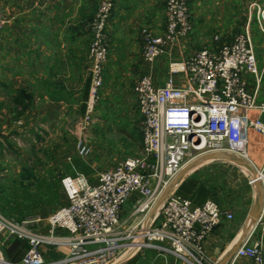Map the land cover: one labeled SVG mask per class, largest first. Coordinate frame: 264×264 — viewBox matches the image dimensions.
Here are the masks:
<instances>
[{"label": "built area", "instance_id": "1", "mask_svg": "<svg viewBox=\"0 0 264 264\" xmlns=\"http://www.w3.org/2000/svg\"><path fill=\"white\" fill-rule=\"evenodd\" d=\"M252 7L264 35V7L255 2L249 9ZM112 9L113 0H100L89 22V84L78 121L82 130L93 123L103 84L109 42L106 25ZM164 11L161 34L148 27L140 30L142 56L147 63L192 31L187 0H164ZM251 19L249 10L244 28L231 40L221 39L217 32L212 38L214 49L204 46L184 59L170 61L162 84H154L148 74L137 79L133 92L141 117L138 155L98 171L93 180L81 174L63 177L66 200L44 219L36 215L16 220L0 212V235L25 240L28 245L23 258L11 262L4 257V242H0L1 263L124 264L140 251L165 244L183 263L217 264L209 262L203 242L223 217L232 219V213L222 210L211 198L195 204L177 193L182 181L177 175L182 168L210 152L243 160L253 170L248 182L260 185L259 218L263 223L264 160L256 165L248 144L250 131L258 133L264 143V42L256 48ZM4 24L0 13V32ZM75 150L81 158L91 153L90 145L82 139ZM128 201L132 206L124 211ZM257 225L247 230L224 264L240 259L264 264V243L261 236H255ZM43 248L57 253V258L45 261Z\"/></svg>", "mask_w": 264, "mask_h": 264}, {"label": "crops", "instance_id": "2", "mask_svg": "<svg viewBox=\"0 0 264 264\" xmlns=\"http://www.w3.org/2000/svg\"><path fill=\"white\" fill-rule=\"evenodd\" d=\"M99 1L3 0L0 4V13L5 19L0 32V86L10 89L12 94L19 89L32 94V101L25 113L16 118V125L8 127L9 132L14 134L1 137L0 147L6 143L11 145L18 137H27L29 133H33L37 139H42L44 134L45 141H55V147L43 149L51 159L49 164L39 166L26 163L14 171L19 174L23 167H27L35 177L42 178L45 184L53 185L56 182L57 200L62 197L66 200L59 183L63 172L62 164L69 162L70 157L75 155L67 147L68 136L73 135L71 140L74 141L83 133L87 134L92 127L90 125L82 130L78 121L83 112L85 92L89 84V22ZM253 2L264 7V0H252L251 3ZM187 5L192 25L189 36L170 45L166 53L147 63L142 56L140 30L148 27L155 34L164 31V0H113L112 13L106 25L108 53L103 64L99 103L96 105L97 123L107 119L106 111H102L109 104L119 114L118 121L131 127L134 125V118L135 121L141 119L133 92V85L140 76L148 74L154 84H162L170 61L184 59L204 46L215 48L216 43L210 38L213 30L221 32L222 39H232L235 33L230 30L240 23V0H187ZM249 10L252 19L256 21V8ZM251 35L256 46V35ZM122 116L124 117L121 118ZM9 132L4 133L7 135ZM249 137V156L256 165H260L264 160L262 137L253 131H250ZM2 169L5 168L0 166V191L3 189V182L15 179L10 173L4 178L6 170ZM185 177L187 176L183 179ZM210 181L211 179H207L206 184ZM228 186L217 187L214 201L222 210L231 212L233 217L230 220L223 217L206 236L203 248L210 263L220 260L229 250L256 204L258 193L243 172H240V200H231L229 193H235L236 190ZM222 192H225L224 196L221 195ZM48 200L45 207L54 203L53 200ZM191 201L200 204L204 200ZM131 206L132 202L128 201L123 210L128 211ZM255 236H261L264 243V222L256 226ZM0 242H4L5 251L11 240L3 233L0 235ZM43 251L45 261L58 256L52 250L43 248ZM235 264L250 262L240 259Z\"/></svg>", "mask_w": 264, "mask_h": 264}, {"label": "rangeland", "instance_id": "3", "mask_svg": "<svg viewBox=\"0 0 264 264\" xmlns=\"http://www.w3.org/2000/svg\"><path fill=\"white\" fill-rule=\"evenodd\" d=\"M251 2L252 0H240V15L238 17V22L240 23L238 26L233 27V29L230 30L232 33L234 32L236 34L244 28L246 17L249 12L248 8ZM242 18H245V20L242 21ZM250 25L251 34L254 33L256 35V47L258 48L264 41V35L260 32L254 19H251ZM217 32H219L217 29L212 31L210 36L211 40ZM219 34L222 37V33L219 32ZM12 95L13 94L10 92V89H4L0 86V138L14 134L12 131L9 132L8 128L12 125H16L14 124L16 118L13 113L10 112ZM96 110L97 109H95L93 116L95 121L91 124L92 127H90L91 129L87 131V134L83 133L82 136L76 138L74 141L71 140L73 135L69 134L70 136H68L67 139V147H69L75 155L70 157L69 162L62 164L63 172L59 181H61V179L65 176H75L78 174L93 180L98 171L112 167L116 162L127 156L138 155L141 151V119H137V121H135L134 118V125L131 127H129L130 125L125 126L123 123L118 121L119 114L115 113L112 107L107 104L106 109L102 111H106L107 119L100 120L99 123H101L99 124L96 121ZM123 117L124 116L121 118ZM4 132L9 133L6 135ZM17 139L18 140L11 143V145L6 143L0 147V166L5 168L2 169V171L6 170L4 171V178L8 177L7 175L9 173L15 176L13 181L9 180L7 182H3V187L1 188L4 189L5 193H8V191L15 192L16 189H19L17 184L19 174L18 171H14L15 169H19L21 165L26 163L30 165L36 164L39 166L49 164L51 159L49 155H46L43 152V149L53 148L56 145L55 141H45L44 134H42V139H37L33 133H29V136L27 137H18ZM80 139L85 140L91 147V153L84 158L79 157L75 150V145ZM240 172H243L249 177L250 173L244 171L241 167L235 164L222 160H213L202 164L190 173H185L184 175H197L205 181L207 179H211L209 186H212L213 184L216 188L218 186H224L225 188L229 185L228 188L233 187L236 190L235 193H229L231 200H240ZM59 183L61 184V182ZM52 189L54 192V187H52ZM35 190L36 188L34 189V192H36ZM221 195L224 196L225 192H222ZM211 197L214 199L216 198L215 195L214 197ZM52 198H54V196L48 197L41 195V200H38L36 206L24 209L25 215H23L21 219H26L36 215L42 219L46 218L49 213L64 203V197H62L60 200H56L52 205L45 207V202H48V199ZM0 212L16 220H21L16 218L17 215L15 212L14 215H10L7 211L2 210L1 208ZM40 227L42 226L40 225ZM161 247L162 248L151 247L140 251L138 253V259L134 262V264H186L176 259L169 251L167 245L161 244ZM1 250L4 257H6L4 249L1 248Z\"/></svg>", "mask_w": 264, "mask_h": 264}, {"label": "trees", "instance_id": "4", "mask_svg": "<svg viewBox=\"0 0 264 264\" xmlns=\"http://www.w3.org/2000/svg\"><path fill=\"white\" fill-rule=\"evenodd\" d=\"M242 21L245 18L241 19ZM242 25V24H240ZM222 39V37H221ZM87 88L85 92V98H87ZM32 101V94L26 92L24 89H19L11 96V108L10 112L13 113L15 118L20 117L27 110L30 102ZM84 110V104L82 111ZM46 182L39 177H35L32 170L23 167L19 173L18 186L15 192L8 191L4 192V189L0 191V208L7 211L10 215L16 213L17 219H21L25 215L24 209L36 206L38 200H41V195L54 196L51 200L54 202L58 199L57 184L56 182L52 185L45 184ZM54 188V192L53 189ZM36 188V192L34 189ZM215 185L209 186L206 181L199 178L197 175H189L185 177L177 188V193L190 198L191 200H205L206 198H212L215 195ZM214 197V196H213ZM23 200V201H19ZM202 202V201H201ZM15 212V213H14ZM28 248L27 242L22 239H13L5 249V255L11 262H19L26 253ZM138 259V254L127 261V264H134Z\"/></svg>", "mask_w": 264, "mask_h": 264}, {"label": "water", "instance_id": "5", "mask_svg": "<svg viewBox=\"0 0 264 264\" xmlns=\"http://www.w3.org/2000/svg\"><path fill=\"white\" fill-rule=\"evenodd\" d=\"M199 158H212L211 161L213 160H223V161H229L231 163H234L238 166H244L245 162L243 160H240L238 158H234L231 155H228L226 153H222V152H210V153H206L198 158L193 159L192 161L188 162L183 168L182 170L179 172V174L177 175V179H180L185 176L184 175V171L186 169L187 166L195 163L196 160H198ZM250 172L253 174V170L250 168ZM174 183V182H173ZM255 189L258 193L257 198H256V204H255V208L253 211H251L244 224L243 227L241 229V233L240 236L233 242V244L230 246L229 250L222 256V258L220 260H218L217 264H224L235 252V250L238 248V246L241 244L242 240L244 239L247 229V223H248V219L249 218H253L254 219V224H259L262 222V219L259 218V215L261 213V207H262V193H261V188L260 185L256 182L255 183ZM164 197V195L162 196V198ZM161 198V199H162ZM253 224V225H254Z\"/></svg>", "mask_w": 264, "mask_h": 264}, {"label": "bare ground", "instance_id": "6", "mask_svg": "<svg viewBox=\"0 0 264 264\" xmlns=\"http://www.w3.org/2000/svg\"><path fill=\"white\" fill-rule=\"evenodd\" d=\"M211 160H212V158H199L198 160L195 161V163H193V164H191V165H189V166L186 167V169L184 171V174L185 173H190L191 171H193L197 167L201 166L204 163L210 162ZM239 167H241L244 171H247L248 173H250V167L247 164H244V166L241 165ZM253 224H254V219L253 218H249L248 219L247 226H246V229L247 230L250 229L253 226ZM240 233H241V230L238 233L236 239L240 236ZM0 264H3V262L1 263V261H0Z\"/></svg>", "mask_w": 264, "mask_h": 264}]
</instances>
